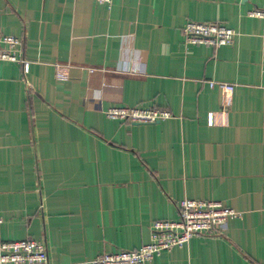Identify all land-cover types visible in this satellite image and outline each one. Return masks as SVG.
I'll list each match as a JSON object with an SVG mask.
<instances>
[{"label": "crops", "instance_id": "obj_1", "mask_svg": "<svg viewBox=\"0 0 264 264\" xmlns=\"http://www.w3.org/2000/svg\"><path fill=\"white\" fill-rule=\"evenodd\" d=\"M263 2L0 0V32L29 62L0 61V240L81 264L139 248L181 199H207L239 217L147 264H264V37L248 16ZM188 19L236 35L185 45ZM112 106L172 116L132 124Z\"/></svg>", "mask_w": 264, "mask_h": 264}, {"label": "built area", "instance_id": "obj_2", "mask_svg": "<svg viewBox=\"0 0 264 264\" xmlns=\"http://www.w3.org/2000/svg\"><path fill=\"white\" fill-rule=\"evenodd\" d=\"M112 0H96L99 4H110ZM248 16L262 21L261 35L264 37V2L248 12ZM185 45L203 44L213 47L229 45L236 32L218 22L186 20L181 28ZM22 39L18 36L0 32V61L20 64L27 73L29 62L23 57ZM91 71V70H90ZM131 74H138L132 68ZM209 86L217 85L224 96H230L234 85L226 82L209 81ZM111 119H120L128 123H156L172 116L168 110L158 108H137L112 106L105 110ZM209 124L213 123L209 115ZM176 220L159 219L150 225V239L137 249L122 250L116 253H103L81 264H147L153 257L174 247L188 244L198 234H215L225 226L228 220L239 217L240 212L224 206L220 201L183 198L177 206ZM0 264H50L47 248L42 241L32 238L20 240H0Z\"/></svg>", "mask_w": 264, "mask_h": 264}]
</instances>
